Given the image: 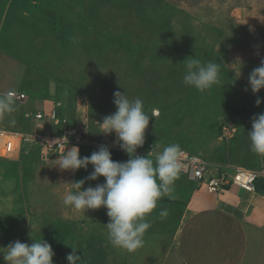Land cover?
<instances>
[{
	"label": "rangeland",
	"instance_id": "obj_1",
	"mask_svg": "<svg viewBox=\"0 0 264 264\" xmlns=\"http://www.w3.org/2000/svg\"><path fill=\"white\" fill-rule=\"evenodd\" d=\"M43 1L48 5L0 0V54L18 60L2 58L0 87L27 94V115L43 109L38 100L59 102V113L76 125L89 121L93 140L108 145L115 134L101 135L96 126L116 111L114 92L120 91L143 100L152 117L146 138L162 149L178 143L209 162L231 160L261 172L257 192L264 194V157L251 151L247 136L252 117L264 113V89L254 95L248 85L264 58V0ZM189 57L219 63L221 83L203 93L185 86L182 62ZM237 58L240 78V66H231ZM152 109L161 114L154 117ZM28 119V131L54 132L47 119ZM2 123L0 130L11 132ZM78 147L81 157L97 150ZM28 148L31 154L18 161L0 159V247L16 240L31 244L32 237L51 245L53 264L63 256L61 264H68L72 248L84 250L87 264H134L136 254L113 247L106 228L92 222L101 210L84 214L63 205L71 190L66 183L85 179L92 167L62 171L54 162L58 156L43 160Z\"/></svg>",
	"mask_w": 264,
	"mask_h": 264
},
{
	"label": "clouds",
	"instance_id": "obj_2",
	"mask_svg": "<svg viewBox=\"0 0 264 264\" xmlns=\"http://www.w3.org/2000/svg\"><path fill=\"white\" fill-rule=\"evenodd\" d=\"M185 67L183 84L203 93L214 85L221 83V65L217 62L202 63L198 58L189 57L182 62ZM239 65V78L243 62L237 58L231 65ZM235 75L237 74L234 71ZM248 85L251 92L256 95L264 89V58L259 66L255 67L248 76ZM248 91V88H245ZM262 103L257 95L255 104ZM113 104L116 111L103 117L102 122L96 126L101 135L115 134V140L98 146L99 139L90 137L86 146H98L89 156L81 157L78 146L68 147L54 162L62 171L73 172L80 169L92 171L85 179L66 183L71 190L63 197V205L78 212L104 208L109 217L105 226L108 242L115 248L134 253L145 245V234L151 227L148 217L158 206V202L167 197L175 199V182L180 178L181 172L186 168L183 162L185 153L178 143L164 146L162 150L155 141L145 137L146 129L152 117L145 111L144 102L140 98L130 99L126 93L114 92ZM19 111L16 93L8 91L0 93V120L7 118L8 126L15 127V113ZM160 111L152 109L155 117ZM86 124V123H84ZM88 127L89 124H86ZM2 134V133H0ZM24 136L25 142L31 137L27 134L15 133ZM251 151L264 157V113L254 115L251 119V130L247 132ZM145 139L154 143L153 149L146 156H140L137 151L143 147ZM67 141L61 137L47 143L55 145ZM125 152L130 158L127 161H114L111 151ZM85 146V145H80ZM139 149V150H138ZM104 178V183L95 187H84L85 181H97ZM65 183V182H64ZM167 208L159 212V218L169 216ZM154 219V218H153ZM32 229V228H31ZM31 244L13 241L7 247H0V258L4 264H53L55 255L51 245L45 240H34ZM77 249L66 256L68 264H83Z\"/></svg>",
	"mask_w": 264,
	"mask_h": 264
},
{
	"label": "crops",
	"instance_id": "obj_3",
	"mask_svg": "<svg viewBox=\"0 0 264 264\" xmlns=\"http://www.w3.org/2000/svg\"><path fill=\"white\" fill-rule=\"evenodd\" d=\"M4 54L3 57L0 54V66L2 58L5 60L12 57ZM12 58L16 59V57ZM15 62L18 60L16 59ZM16 87H0V93L11 90L27 96ZM38 101L42 102L43 109L32 115L49 113L59 104V102L48 104L46 100ZM25 102L17 103L19 111L15 113L16 126H7L8 129L12 128L9 129L11 132L30 133L24 123L29 118ZM59 118L67 119V123L71 126L76 125L69 122L70 120L62 112ZM2 121V124L8 125L7 118ZM21 128L26 130L20 131ZM35 149L32 152L36 153ZM19 159L20 157L12 161ZM224 161L212 160L211 163L223 165L226 163ZM235 162L240 163L237 160ZM237 166H241V163ZM182 176L187 178L185 175H180L175 182V199L167 197L161 199L157 208L148 217L151 227L145 234V245L134 252L136 257L130 259L131 262L136 264H264V194L257 192V186L255 192L232 187L225 192L213 194L187 178L189 182L195 184V188L189 189ZM100 182L104 183V178ZM164 208H167L170 214L167 218L161 219L159 212ZM99 210H101L100 215L98 217L96 215V219L92 222L95 223L98 220L95 226L102 225L101 227L105 228L109 222L107 210L100 208L91 210V213L97 214Z\"/></svg>",
	"mask_w": 264,
	"mask_h": 264
},
{
	"label": "built area",
	"instance_id": "obj_4",
	"mask_svg": "<svg viewBox=\"0 0 264 264\" xmlns=\"http://www.w3.org/2000/svg\"><path fill=\"white\" fill-rule=\"evenodd\" d=\"M15 93L18 102L26 100L27 96L24 93ZM58 107H61V104H58L57 108H54L49 113H37L28 115V117L36 122L47 119L53 125H62V134L51 133L48 130L44 133L38 131L35 133H22L31 137L28 142H25L23 135H15V133L19 132L0 130V133H2L0 134V159L16 160L23 153L29 154L30 150L28 147L33 146V149L39 147L43 160H47L51 156L62 154L68 147L89 144V129L86 124L69 125L67 119L61 120L59 118ZM225 130L226 128L223 131L227 132ZM61 137H67L68 143L64 141L55 145H47L48 142ZM153 145L154 143H148L145 139L143 147L137 151V154L146 156L153 149ZM183 151L185 153L183 162L186 168L181 172V175L187 176L190 181L196 183L199 187L205 188L213 194L225 192L232 187H238L247 192L256 191V184L261 178V172L242 166H235L232 162L216 165L184 149ZM231 171L233 172L232 175L230 174Z\"/></svg>",
	"mask_w": 264,
	"mask_h": 264
},
{
	"label": "trees",
	"instance_id": "obj_5",
	"mask_svg": "<svg viewBox=\"0 0 264 264\" xmlns=\"http://www.w3.org/2000/svg\"><path fill=\"white\" fill-rule=\"evenodd\" d=\"M26 1H29V2H31L32 0H26ZM19 2H22V0L20 1L19 0ZM42 3H43V1H42ZM28 4V3H27ZM44 4H47V2H45ZM21 5V4H20ZM48 5V4H47ZM58 111H59V109H58ZM59 113V112H58ZM161 114V113H160ZM59 116H60V113H59ZM62 117V116H61ZM69 122H71V121H69ZM52 125V124H51ZM53 126V125H52ZM53 128V130H54V133H56V134H62V130H63V126L62 125H60V126H58V127H52ZM43 132H45V131H43ZM30 133H32L31 132V130H30ZM93 136H94V133H91L90 134V137L93 139ZM35 152L36 153H38V152H40V148L39 147H37L36 149H35ZM115 152V158H114V161H121V162H123L124 160H125V157H124V154H126V153H122V152H117V151H114ZM23 155V154H22ZM231 161V160H230ZM226 162V161H225ZM228 162V161H227ZM232 162V161H231ZM102 178L103 177H100L97 181H90L89 183H86V184H84V185H87V186H84L85 188H87V187H89V186H94V185H96V184H98V183H101L100 181L102 180ZM259 182H260V180H258V182H257V184H256V186H257V189H258V184H259ZM103 221H104V219H103ZM83 249V248H82ZM84 250H80V251H77V254L78 255H80L81 256V259L82 260H84V262H85V264H87V260H88V258L87 257H84V256H86V255H84ZM83 257H84V259H83ZM86 258V259H85ZM57 260H58V264H61V263H64L65 262V258H64V256L63 257H61V258H57Z\"/></svg>",
	"mask_w": 264,
	"mask_h": 264
}]
</instances>
